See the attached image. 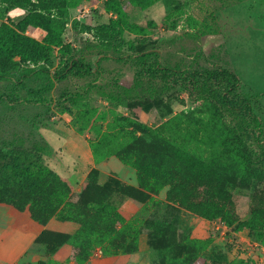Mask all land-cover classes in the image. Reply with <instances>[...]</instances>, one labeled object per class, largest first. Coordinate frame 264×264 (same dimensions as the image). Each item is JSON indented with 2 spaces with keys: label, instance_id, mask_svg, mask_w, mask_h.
Masks as SVG:
<instances>
[{
  "label": "rangeland",
  "instance_id": "1",
  "mask_svg": "<svg viewBox=\"0 0 264 264\" xmlns=\"http://www.w3.org/2000/svg\"><path fill=\"white\" fill-rule=\"evenodd\" d=\"M17 3L0 32L46 47L0 55V225L38 234L21 264H264V0H68L50 28Z\"/></svg>",
  "mask_w": 264,
  "mask_h": 264
},
{
  "label": "trees",
  "instance_id": "2",
  "mask_svg": "<svg viewBox=\"0 0 264 264\" xmlns=\"http://www.w3.org/2000/svg\"><path fill=\"white\" fill-rule=\"evenodd\" d=\"M67 2L68 0H36V3L33 4V6L36 7L34 13L36 17L41 20V26L43 28H50V26H53V12L55 10L66 9ZM24 3H26V0H18L17 4ZM152 4L153 2L150 1L147 6H151ZM119 23L120 19L114 20L113 26L118 25ZM52 44H54V46L60 47L63 45L62 39L58 37L55 43ZM45 48V45L42 46L39 41L32 39L31 37L24 34L18 33L12 27L6 24L3 25L0 32V55H6L11 58L19 55L22 57V60L25 61L32 59L39 60L43 57ZM74 64L78 65V61L74 62ZM221 76H228L233 80L238 81V78L235 74L230 73L226 70L221 72ZM203 101V105L208 106L212 111L214 125L221 128L224 132L221 137V141L223 147L226 149L228 156L238 164L241 170L243 181L246 183L251 182L254 178H256V175L259 174V169L253 164L244 137L234 127L226 122L223 112L213 101V99L204 98ZM193 113L196 114L195 111H193ZM187 115L188 112L177 114L170 121L166 122L165 126L172 125L177 121L186 118ZM138 125L142 126V128H148L142 123H138ZM66 189L69 191V186H66ZM68 191H64L63 193L67 196L69 194ZM221 214H223L222 219L224 220L225 224L228 226H232L233 221H231L228 216L224 215V213ZM16 227L21 230L29 231L21 228L20 226Z\"/></svg>",
  "mask_w": 264,
  "mask_h": 264
},
{
  "label": "crops",
  "instance_id": "3",
  "mask_svg": "<svg viewBox=\"0 0 264 264\" xmlns=\"http://www.w3.org/2000/svg\"><path fill=\"white\" fill-rule=\"evenodd\" d=\"M246 1L249 0H241V3ZM221 30L223 31V27ZM54 223L57 229L69 226V222L54 221ZM37 240L38 234L21 230L15 227L13 222L8 221L0 225V264H21Z\"/></svg>",
  "mask_w": 264,
  "mask_h": 264
},
{
  "label": "built area",
  "instance_id": "4",
  "mask_svg": "<svg viewBox=\"0 0 264 264\" xmlns=\"http://www.w3.org/2000/svg\"><path fill=\"white\" fill-rule=\"evenodd\" d=\"M86 35H89V36H91V35H90V33H86Z\"/></svg>",
  "mask_w": 264,
  "mask_h": 264
}]
</instances>
